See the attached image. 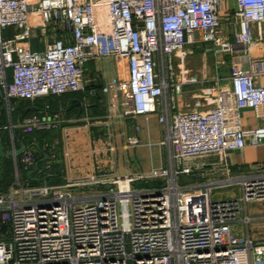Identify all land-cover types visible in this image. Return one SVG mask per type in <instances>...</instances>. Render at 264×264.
I'll return each mask as SVG.
<instances>
[{
  "label": "built area",
  "instance_id": "obj_1",
  "mask_svg": "<svg viewBox=\"0 0 264 264\" xmlns=\"http://www.w3.org/2000/svg\"><path fill=\"white\" fill-rule=\"evenodd\" d=\"M226 1L0 0V138L7 136L6 151L26 147L9 157L13 180L0 187V264H264V163L248 173L224 163L228 151L264 143V125L245 128L241 119L244 108L264 106V84L242 65L252 45L264 43V0H234L233 40L223 31ZM51 26L66 34L34 50L28 40ZM198 42L219 55L242 51L232 59L230 85L187 88L199 80L179 77L174 58L184 62L188 44ZM109 56L128 63L118 86L124 113L156 115L163 125L165 165L107 181L93 176L95 191L77 192L83 182L26 184L22 172L46 175L56 155L50 141L38 150L25 133L59 128L62 119L46 105L44 115L15 120V101L78 92L86 62ZM258 63L264 74V60ZM39 151L48 154L41 170ZM210 155L221 165L213 180L200 161ZM197 173L203 181L179 179ZM161 179L159 187L137 185ZM218 187L238 193L215 199ZM259 221L262 237L252 233ZM237 222L245 234L234 231Z\"/></svg>",
  "mask_w": 264,
  "mask_h": 264
},
{
  "label": "crops",
  "instance_id": "obj_2",
  "mask_svg": "<svg viewBox=\"0 0 264 264\" xmlns=\"http://www.w3.org/2000/svg\"><path fill=\"white\" fill-rule=\"evenodd\" d=\"M229 9L231 12H228ZM235 10V1L227 0L221 11L223 31L230 40L234 39L232 32L234 28L230 29L227 22ZM208 44L205 42L189 43L188 58L184 62L174 58L179 77L196 76L199 80L198 83L188 84L187 88L189 89L195 90L199 87L216 84L230 85V68L227 72L225 70L216 72L214 71V61L206 59L203 52L213 50V47ZM31 46L33 47V44ZM196 52H202L199 63L191 58ZM241 52L236 51L221 56H225L231 65L233 57L241 56ZM250 54V59L242 57V65L253 69L256 72L257 81L264 84L263 65L255 64V62L264 60V43L253 44ZM105 58L86 62L83 76L84 88L78 92L62 96H44L36 100L15 101V120L33 114L44 115L47 112L46 105L50 106L48 109L50 112L60 114L62 119L60 127L51 130L52 138L48 141L58 152L59 162L63 164L61 169L63 182L61 184L69 181L83 182L75 188L76 190L95 191L96 184L90 180L93 176L98 180L107 181L115 176L146 173L154 168L164 166L166 163V148L162 145L163 125L158 121L156 115L146 118L124 113L125 109L122 105L124 98L118 89L120 82L117 83L118 99L116 101L115 97L109 93V79L101 71V63ZM108 58L113 59L116 73L118 57L109 56ZM120 58L127 65L128 79L127 60L123 57ZM72 100H79L83 110H80L78 104H71ZM22 105L26 107L23 113L20 108ZM241 119L245 128L264 125V106L258 111L250 107L244 108L241 111ZM16 134L20 135V131H17ZM130 137H137L139 143L137 145L130 144ZM26 139L32 138L26 136ZM119 155L121 158L126 157L127 163L120 162ZM130 160L131 163L128 162ZM218 162L217 168H221ZM224 163L234 173L251 172L257 165L264 163V143L249 144L243 150L228 151L224 156ZM253 227L257 226L253 224ZM234 231L245 234L246 227L242 222H237L234 225ZM252 233L256 237H262L263 234V232L256 231Z\"/></svg>",
  "mask_w": 264,
  "mask_h": 264
},
{
  "label": "rangeland",
  "instance_id": "obj_3",
  "mask_svg": "<svg viewBox=\"0 0 264 264\" xmlns=\"http://www.w3.org/2000/svg\"><path fill=\"white\" fill-rule=\"evenodd\" d=\"M13 33H14V29L11 28L9 30V32L7 33L6 37H11L13 35ZM61 34H66V33L62 32L61 30L54 29L53 26H51V28H47L44 32H37V34L33 35V38H31L30 41L28 40V43L33 44L34 50L43 49L44 48L43 46H45L46 41L50 42L54 37H56V36L60 37ZM208 45L210 47H214L212 44H208ZM201 53L202 52H196L195 54H193L191 56L193 61L197 60V62L199 63V60L202 56ZM203 53L205 54L206 59L208 61H214V65H215L214 71L220 72L222 70H225L227 72L229 70L230 63L225 56H221L219 54H216L214 52V50L203 52ZM187 58H188V56L186 57V59ZM224 60H226V61H224ZM193 63H195V62H193ZM116 65H117V71L115 73L113 59L106 57L104 59V61H102V63H101V71H103V74H105L106 77L109 79L108 85L110 88V91H109L110 95H113L115 97V100L117 101V99H118L117 83H118V81L124 82L127 80V72H126L127 71V67H126L127 65H126L125 61H123L120 57L117 58ZM221 86H225V85L221 84ZM20 102L22 103L23 101H20ZM3 141L6 144L7 136L4 137ZM118 157L120 158L119 159L120 162L122 161L124 163H127L126 157L121 158L120 155ZM218 160H219V157L216 155L205 156V157H202L200 159V161L205 164L202 167V170L206 174V177L208 180H211V179L213 180V179L221 176L220 174L215 173V170H217ZM128 162L131 163V160ZM4 164H5L6 171L0 175V187L2 189H5V186L8 184L7 178L9 175H11V172H12L11 158L7 157L5 159ZM44 177H45L44 172L36 171L33 178L30 179L24 174V172H22V180L26 184H32V183L34 184L35 180L44 179ZM12 180H13V178H12ZM76 191L80 192L81 189H77ZM84 192H86V191H84ZM212 193H213V197L215 199H222V198L229 197L233 194H237L238 193V187H232V188L231 187H218V188H214L212 190ZM250 208L253 209V211H254L253 213L257 212V214H259L257 204H251ZM254 226H257L258 232H263V223L261 221H259L257 224H254Z\"/></svg>",
  "mask_w": 264,
  "mask_h": 264
},
{
  "label": "trees",
  "instance_id": "obj_4",
  "mask_svg": "<svg viewBox=\"0 0 264 264\" xmlns=\"http://www.w3.org/2000/svg\"><path fill=\"white\" fill-rule=\"evenodd\" d=\"M21 113L25 112L26 107L24 105H22L21 107ZM14 117H16V113H14L13 115ZM25 135L27 137H30L32 139L36 138V140H38L40 142V146L43 148L44 146V142L50 138H52L51 136V131H29L27 133H25ZM48 151V150H47ZM55 155L56 158L54 159V162L51 166V168H49L48 170H46V175H45V179H38L34 181V185L36 184H42V183H47V184H61L63 182L62 179V167L63 164L61 162H59L60 160V156L58 155V152L55 151L54 149L52 150ZM38 161H39V170L44 168V165L46 164V160H43L44 155H42V153L39 151L38 152ZM5 163V161H4ZM5 166V164H4ZM26 175V174H25ZM12 181V176L9 175L7 178V182L10 183ZM33 184V183H32Z\"/></svg>",
  "mask_w": 264,
  "mask_h": 264
},
{
  "label": "water",
  "instance_id": "obj_5",
  "mask_svg": "<svg viewBox=\"0 0 264 264\" xmlns=\"http://www.w3.org/2000/svg\"><path fill=\"white\" fill-rule=\"evenodd\" d=\"M71 104H78L80 106V110H83V106L81 104V102L79 100H72ZM36 148H38L39 150H41V146L39 142L35 143ZM26 147L22 146L21 148L17 149L15 152L14 151H6L3 141L0 138V173L3 174L4 173V159L6 157H14L17 155L22 154L25 151ZM48 157L47 153H44V158L46 159ZM34 173V170L28 171L27 172V177L28 178H32V174ZM180 181L184 184H189V183H195V182H201L204 180V176L201 173H197V174H182L179 177ZM166 182L165 180L161 179V180H152V181H147V182H142V183H137L138 186L140 187H159L161 185H164Z\"/></svg>",
  "mask_w": 264,
  "mask_h": 264
}]
</instances>
